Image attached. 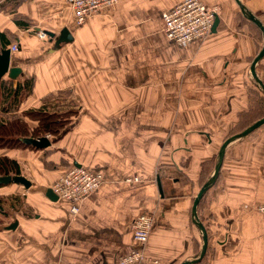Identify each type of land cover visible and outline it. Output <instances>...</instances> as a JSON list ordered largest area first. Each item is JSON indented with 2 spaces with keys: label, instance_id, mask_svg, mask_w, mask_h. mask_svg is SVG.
Returning <instances> with one entry per match:
<instances>
[{
  "label": "crops",
  "instance_id": "obj_1",
  "mask_svg": "<svg viewBox=\"0 0 264 264\" xmlns=\"http://www.w3.org/2000/svg\"><path fill=\"white\" fill-rule=\"evenodd\" d=\"M14 1L0 0V50L15 43V82L34 79L16 114L58 92H69L60 108L77 106L67 129L48 137L50 146L0 149L30 181L27 193L17 183L0 187L11 197L0 213V264H117V255L139 248L130 224L143 212L154 220L142 249L147 258H196L201 232L190 206L213 172L202 180V163L214 165L222 141L264 112L249 71L262 32L241 12L264 28V0H199L218 22L189 47L168 42L160 18L180 0H117L77 26L62 0ZM253 68L264 84V54ZM223 156L196 209L208 242L199 264H264V216L254 209L264 205V124L231 141ZM68 165L103 177L70 218L65 200L45 197ZM130 177L142 179L126 182Z\"/></svg>",
  "mask_w": 264,
  "mask_h": 264
},
{
  "label": "built area",
  "instance_id": "obj_2",
  "mask_svg": "<svg viewBox=\"0 0 264 264\" xmlns=\"http://www.w3.org/2000/svg\"><path fill=\"white\" fill-rule=\"evenodd\" d=\"M66 5L72 8V16L76 25H82L91 15L116 4L117 0H65ZM160 18L165 38L173 45L180 47L190 46L194 42L203 41L211 33V25L215 15L211 7L199 0H180L170 9L161 11ZM36 32V31H35ZM43 31L36 32V36L43 37ZM12 45L10 50H15ZM101 175L90 166L72 165L61 170L51 190L57 198L65 200L69 204L68 214L76 213L82 206L84 199L97 191L101 183ZM138 177L127 178L126 182H139ZM254 209L264 216V205L259 204ZM153 218L148 213H140L130 224L132 239L139 248L128 250L117 255V264H145L141 250L147 235L150 234Z\"/></svg>",
  "mask_w": 264,
  "mask_h": 264
},
{
  "label": "trees",
  "instance_id": "obj_3",
  "mask_svg": "<svg viewBox=\"0 0 264 264\" xmlns=\"http://www.w3.org/2000/svg\"><path fill=\"white\" fill-rule=\"evenodd\" d=\"M19 1L20 0H15L13 5L19 3ZM1 46H4V44H1ZM33 84L34 79L32 77L20 83L19 81L15 82L14 79H4L3 76H0V149L25 150V148H30L34 150L35 148L30 145H23L21 140L29 136L39 138L44 134H49L51 138L57 137L61 132L63 133L65 131L67 125L72 121L71 118L75 116V110L69 108L62 109L59 105L61 102L59 98L65 100L69 92H58L52 94V96H47L41 99L37 109L31 108L17 115L16 112L19 109L18 105H20L24 98L31 94L30 92ZM255 99L259 101V106H264V96H256ZM263 116L264 112L259 117L261 118ZM24 118L37 122V127L30 128L28 123L24 121ZM240 126L241 125L237 126V128L242 130L245 125ZM211 167L212 163H210L207 169L205 164L202 163L201 171L204 174L202 180H206L207 177H209L208 175H210ZM19 170L20 165L16 160L12 158L9 159L5 155L0 156V175H17L20 174ZM1 186L5 185L0 184V187ZM9 198H11L9 195H0V213L7 212V209H9V204H11ZM205 254L203 255V259L199 262L205 259ZM199 262L195 264H199Z\"/></svg>",
  "mask_w": 264,
  "mask_h": 264
},
{
  "label": "water",
  "instance_id": "obj_4",
  "mask_svg": "<svg viewBox=\"0 0 264 264\" xmlns=\"http://www.w3.org/2000/svg\"><path fill=\"white\" fill-rule=\"evenodd\" d=\"M237 1V0H236ZM238 2V1H237ZM241 12L243 15H245L248 19H250V21H252L257 28H259V30L262 32L261 36H262V42H263V46L260 49V51L258 52V54H256L253 59V61L250 63V67H249V71H251L252 74V78L255 81V83L259 86L261 93L264 95V84H262L259 80H258V76L256 75V72L254 71V64L259 62L264 54V28L260 25V23L257 21V18L254 15H251L247 12H245V10L241 7ZM218 19L215 17L214 22H212L211 25V31H214L216 25H217ZM65 31H63L60 35V41L65 40L66 39V35H64ZM9 56H10V51L9 49H1L0 50V76H6L7 79H14L21 71V69L17 66H10L9 65ZM264 124V117L263 118H259L257 120H255L253 123L250 124V126H248L247 128L243 129L242 131L234 134V135H230L229 137H227L226 139H224L222 141V145L220 147V149H218L217 153H216V161L214 162L213 165V169H212V174L210 175V177L204 181V183L202 184V186L200 187L199 191L196 192L195 197L193 198V204L192 206H190V214L192 215V225L195 228H198L200 230V235H201V242H202V246L199 249L198 255L196 258H192V259H188V260H184V262L179 263V264H195L198 263L204 256L205 254V249L207 248V231L206 229L203 227V225L200 223V221L198 220V214H196V208L197 205L199 204V202L201 201V198L203 196V194L208 191L210 189V187L212 186L213 182L215 181L216 177L218 176L219 173V169L221 166V163L223 162V153H224V149L226 148V146L232 141H235L238 138H241L245 135L250 134V132H252L253 130H255L256 128H258V126H261ZM21 143L23 145H30L32 147H34L35 149L39 150L42 148H45L47 146H50V144L52 143L51 140H49V138L46 135L40 136L39 138H35L32 136L29 137H25L24 139L21 140ZM159 177H157L155 179V185L158 189L159 195H161L162 193V187L160 186V182H159ZM12 183H17L22 185L23 189L27 190L28 186L30 185V181L27 178H23L22 175L17 174V175H0V184H12ZM45 194L49 200H51L52 202H55V200L57 199V195L54 194V192L50 189V187L45 189ZM14 225H16V221H14V223L9 224L7 226H5L6 229L12 230L14 228Z\"/></svg>",
  "mask_w": 264,
  "mask_h": 264
},
{
  "label": "rangeland",
  "instance_id": "obj_5",
  "mask_svg": "<svg viewBox=\"0 0 264 264\" xmlns=\"http://www.w3.org/2000/svg\"><path fill=\"white\" fill-rule=\"evenodd\" d=\"M62 1H65V0H62ZM64 3H65V2H64ZM112 6H113V5H112ZM109 7H110V6H109ZM105 8H108V7H105ZM71 9H72V8H71ZM104 10H105V9H104ZM102 11H103V10H102ZM95 14H96V13H95ZM76 26H77V25H76ZM38 31H42V30L38 29L36 32H38ZM36 32H35V34H36ZM42 33H44V35H43V37H41L40 39H47V36H45V32L43 31ZM165 39H166V38H165ZM166 40H167V39H166ZM167 41H168V40H167ZM168 42H169V41H168ZM170 43H171V42H170ZM194 43H195V42H194ZM192 44H193V43H192ZM12 45H15V46H16V49H15V50H11V51H16V50H17V45H16L15 43H13V44L10 45V47H11ZM186 46H187V45H186ZM190 46H191V45H190ZM10 47H9V49H10ZM184 47H185V46H184ZM187 47H189V46H187ZM72 105H73V106H72ZM68 106H69V109H73V110H75V112H76V107H75V106H77V105H76L75 102H74L73 104L71 103V104L68 105ZM63 109H65V106H63ZM75 114H76V113H75ZM73 118H74V116L71 118L72 121H73ZM72 121H71V122H72ZM69 125H70V124H69ZM67 126H68V125H67ZM248 126H250V125H248ZM66 129H67V127H66ZM66 129H65V130H66ZM243 129H245V128H243ZM243 129H242V130H243ZM242 130H239V129H238V131H237L236 133H238V132H240V131H242ZM44 135H46L47 137H49V138L51 139V136H50L49 134H44ZM215 160H216V159H215ZM68 167H70V165H68V166H67L66 168H64V169H67ZM91 168H92V167H91ZM211 168H213V165H212ZM98 173H99V172H98ZM99 174H100V173H99ZM22 176H23V175H22ZM101 177H102V175H101ZM101 179L103 180V177H102ZM138 179H139L138 181H141L142 177H138ZM128 183H131V182H128ZM137 183H138V182H137ZM99 185H100V184H99ZM50 188H51V187H50ZM97 188H98V187H97ZM23 190H24V189H23ZM26 191H27V190H24L23 192H24V193H27ZM95 193H96V192H95ZM95 193H94V194H95ZM94 194L91 193V194L88 195L87 197H89V196H91V195H94ZM9 197H10V196H9ZM87 197H86V198H87ZM86 198H85V199H86ZM9 199H10V198H9ZM85 199H84V200H85ZM79 210H80V209H79ZM77 212H78V211H77ZM77 212H76V213H77ZM72 213H73V214L70 213L69 218H70V217H73V216L76 214V213H74V212H72ZM143 213H144V212H143ZM149 235H150V234H149ZM147 237H148V235H147ZM146 240H147V238H146ZM145 242H146V241H145ZM145 242H144V243H145ZM144 243H143V244H144ZM141 252H142L143 257L146 259L145 264H156V263H157V261L155 262V261H152V259L147 258L146 255L143 253V250H141Z\"/></svg>",
  "mask_w": 264,
  "mask_h": 264
}]
</instances>
